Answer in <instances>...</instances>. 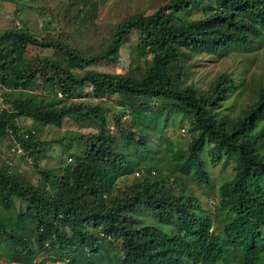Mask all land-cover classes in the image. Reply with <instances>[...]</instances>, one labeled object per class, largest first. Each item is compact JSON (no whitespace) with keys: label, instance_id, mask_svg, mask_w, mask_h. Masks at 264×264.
<instances>
[{"label":"trees","instance_id":"obj_1","mask_svg":"<svg viewBox=\"0 0 264 264\" xmlns=\"http://www.w3.org/2000/svg\"><path fill=\"white\" fill-rule=\"evenodd\" d=\"M100 4L65 0L63 18L96 32ZM262 39L264 0H168L151 14L127 15L95 49L22 21L1 30L0 140L35 156L38 176L27 181L11 162L0 165V257L19 264L42 254L66 264H264V75L238 83L220 73L202 87L195 69L196 56L246 50L254 41L259 47ZM127 44L126 72L90 68ZM238 85H251L252 95L235 109ZM115 98L111 124L102 103ZM66 120L94 131L65 130L54 141L81 149L68 153L69 162L40 167V128ZM176 120L188 123L179 176L141 165L135 153L149 148L151 132ZM210 164L231 167L213 211L185 182L210 186ZM131 174L132 182L119 185Z\"/></svg>","mask_w":264,"mask_h":264},{"label":"rangeland","instance_id":"obj_2","mask_svg":"<svg viewBox=\"0 0 264 264\" xmlns=\"http://www.w3.org/2000/svg\"><path fill=\"white\" fill-rule=\"evenodd\" d=\"M65 0H0V31L19 22H25L32 27L37 33L50 34L56 36L58 33L72 42L79 43L84 49H95L98 44L109 34L114 25L120 23L127 15L137 10L153 13L159 5L168 0H98V16L95 23L98 31L93 29L87 31L85 28L77 30L74 26L76 21L69 16L63 18V5ZM21 10V14L19 12ZM51 18V19H50ZM45 21L49 22V26ZM87 31V32H86ZM135 39V38H134ZM255 41L249 49L242 50L229 48L224 55H207L202 54L195 57V69L200 75L199 84L206 86L213 78L220 73H229L238 83L241 79L245 81H258L264 75V39L259 47L255 46ZM33 53L52 54L51 49H34ZM130 44H127L119 51H116L111 57L95 63L90 66L91 69L101 72L124 73L127 71L129 64ZM251 85L242 88L237 86L234 91L240 92L236 97L234 104L235 109L239 108L245 102H249L252 95ZM0 87V93H1ZM1 98V97H0ZM117 98L103 102V106L109 109L110 123L112 124V113L118 109ZM97 102V101H93ZM1 106V99H0ZM134 118V115H132ZM19 124L29 125L31 120L20 118ZM131 121H135L132 119ZM136 123V122H135ZM137 124V123H136ZM141 128V126H139ZM188 123L182 120H176L174 126H165L160 132L152 131L149 137V148L145 151H138L137 157L140 158V164L148 163L155 166L163 174L179 176L175 171L178 160L185 155L186 145L188 143L187 129ZM80 131L83 133L93 132L94 129L80 128L66 120L61 128L46 126L40 128L38 138L46 144V149L38 159L37 164L40 167L57 166L61 158L63 162H69L67 156L69 152L75 153L81 149L76 141H54L63 135V132ZM66 143L68 151L64 154L61 152L62 146ZM12 145L14 143L12 142ZM9 142L0 140V165L6 166L11 162L12 170L25 180L36 182L37 174L35 171V156H30L31 162L28 161L27 155L18 154L11 150ZM182 155V156H181ZM174 169V170H173ZM209 171L212 178L210 186H197L193 181L185 179V182L191 186L194 193L198 196L203 205L210 211H213L216 205V190L221 180L225 179L231 167L222 169L220 166L209 165ZM174 172V173H172ZM136 176V174H135ZM134 174L126 175L119 179V185H125L132 182ZM178 189L177 184H174ZM0 264H19L9 262L0 257ZM33 264H66L63 260L54 259V257L42 254Z\"/></svg>","mask_w":264,"mask_h":264},{"label":"built area","instance_id":"obj_3","mask_svg":"<svg viewBox=\"0 0 264 264\" xmlns=\"http://www.w3.org/2000/svg\"><path fill=\"white\" fill-rule=\"evenodd\" d=\"M58 95L61 96V93H58ZM12 151L17 152L18 154H24L23 149L16 142H14V147L12 148ZM28 161L31 162V158L30 157H28Z\"/></svg>","mask_w":264,"mask_h":264}]
</instances>
